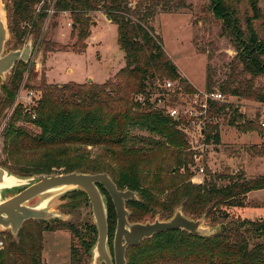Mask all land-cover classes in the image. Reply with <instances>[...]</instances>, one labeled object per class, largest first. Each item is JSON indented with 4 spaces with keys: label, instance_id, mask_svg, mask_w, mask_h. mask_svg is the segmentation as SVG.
I'll return each instance as SVG.
<instances>
[{
    "label": "trees",
    "instance_id": "obj_1",
    "mask_svg": "<svg viewBox=\"0 0 264 264\" xmlns=\"http://www.w3.org/2000/svg\"><path fill=\"white\" fill-rule=\"evenodd\" d=\"M43 1L38 12L37 7ZM236 1L240 2L237 7ZM7 3L13 48L17 50L24 45L30 32L28 28L37 41L53 0H8ZM132 3L131 0L56 1L55 15L69 13L73 34L83 43L75 52L87 48L97 19L93 14L109 16L111 23L117 26L125 67L103 84L56 85L47 84L44 78L35 118L20 108L6 124L9 155L41 152L31 168L39 173L108 174L119 190L138 194V200L126 204L130 223H146L157 215L167 220L177 209L198 220L213 217L220 208L243 207L250 192L264 189V175L249 179L245 174L209 173L203 183L196 182L190 170L191 141L185 132L188 118L183 116L177 121L170 118L166 109L156 106L160 98L151 103L148 86L157 77L178 81L181 91L177 87L174 95L186 97L198 92L181 76L165 52L159 33L150 25L158 9L174 13L186 7V0H137ZM242 3L241 0H211L212 17L222 24L221 37L232 42L237 50L230 74L219 90L225 96L264 104V91L256 85L258 78L264 77V39L259 37L255 25L262 19L261 9L259 0H246L247 9L241 13ZM242 23L246 25L245 30ZM44 44L47 53L54 51L49 48V42ZM26 70L27 64L18 62L11 71L0 97V121L15 101ZM240 77L245 80L239 81ZM215 87L208 76L205 92H215ZM139 97L145 98L144 102L139 101ZM208 114L229 117L230 124L243 133L261 132L258 119L246 121L232 104L212 103ZM21 122L31 125L35 131L20 125ZM204 140L208 145L221 144L217 124L205 129ZM94 148L104 151L97 160H92L89 150ZM259 155L263 156L264 151ZM99 187L111 200L106 190ZM75 192L86 195L82 191ZM111 202L108 209L110 240L115 234L110 220L116 216ZM245 225L251 227L252 234L264 235V223L253 222H241L234 228H223V234L203 238L184 231H169L143 241L140 246L129 249L127 255L137 252L141 263L147 264H264V244L250 249L249 240L241 233ZM58 230L75 233L66 224L50 226L35 220L27 221L16 237L10 232L0 233L4 235L1 241L5 244L0 250V264H43V233ZM93 232L97 234L96 228ZM147 244L153 246L158 255L153 256L149 248L150 256L145 257L147 251L142 248ZM83 255L71 248V264H83Z\"/></svg>",
    "mask_w": 264,
    "mask_h": 264
},
{
    "label": "rangeland",
    "instance_id": "obj_2",
    "mask_svg": "<svg viewBox=\"0 0 264 264\" xmlns=\"http://www.w3.org/2000/svg\"><path fill=\"white\" fill-rule=\"evenodd\" d=\"M7 1L1 0L9 28ZM131 1L135 3L137 0ZM245 1L241 0L243 2L242 6H239L241 13H244L247 9ZM238 3L240 2L236 1L234 5L237 7ZM258 6L261 9L262 19L260 20L262 21H256L255 25L259 37L264 39V0H259ZM249 13L251 16V12ZM94 15H97L95 21L100 23L93 27L92 34L87 40V48L82 52H75L80 50L83 43L78 42L77 36L73 34V28L70 26V14L60 13L55 15V10L50 18L47 16L40 38L35 41L31 28H28L30 30L28 38L25 40L24 45L17 49L22 50L27 43H32L33 53L30 62L27 64L22 83H24L27 93L32 92L36 95L33 103L20 102L12 111L14 101L11 108L6 112V117H3L0 121V164H3V168L17 177L52 175L31 170L32 165L40 158L41 152H29L11 157L8 151L10 138L5 136L6 124L16 109L21 108V110L30 111L29 113L32 115L36 113L35 110L42 99L40 87L43 79L45 78L47 84L56 85L70 83L81 85L103 84L108 79H113L112 77L125 67L124 55L118 45L117 27L105 21V18L98 13ZM212 16L211 0H186V7L174 13H165L158 9L156 17L150 23L159 33L165 52L178 67L181 76L186 78L195 89L202 92L206 90L208 76L216 85L214 90L220 92L219 86L227 80L230 74V65L237 57V50L233 43L227 38L221 37V22L214 20ZM242 26L245 30L246 25L242 23ZM11 41L12 36L9 34L5 54L16 51ZM44 42H49V48L54 49V51L47 53L48 48ZM10 75L11 72L6 75L4 81L0 80V97L3 96ZM244 80L245 77L239 79V81ZM169 82L173 83L167 77H157L154 82L149 83L148 91L151 93V103H156V100L160 98L162 100L156 104L157 107L166 110L177 109L182 116L188 105L182 95H174L173 88L171 90L166 88V84ZM177 83L178 81L174 82L175 85ZM256 85L257 88L264 91V77L258 78ZM23 95H25V92ZM226 97L229 103L237 108L241 115H244L246 121L258 119L259 125L261 122L264 123L263 103L243 101L232 96ZM229 119V117H215L211 123V125L217 124L219 127L221 144L219 146L211 145L204 153L205 175L199 177L202 183L209 173L230 176L245 174L249 179L264 175V155H259V152L264 151V128L260 125L261 132L243 133L231 125ZM20 125L34 130V127L29 124L21 122ZM188 130L194 131V129L189 128ZM189 133L191 134L192 131ZM192 136H196V134L192 133ZM89 150H91L92 160H97L104 153L103 149L100 148ZM190 170L193 173L192 168ZM248 195L244 200L243 207L217 209L213 217L203 219V227L210 229L212 236H215L223 234V228L231 229L241 222L264 223V189ZM104 198L108 210L111 200L105 194ZM34 203L40 202L37 200L32 204ZM48 209L60 214V220H52L46 222L47 224L50 226L66 224L75 233L72 234L69 230L43 233V264H71V248L80 251L82 255L84 254L83 264H93L92 249L96 244L98 233L95 235L93 232L95 228L97 231V227L87 195L75 192L63 197L58 196L56 200L49 204ZM224 215H228V217H224ZM157 219L166 220L162 215H157L149 219L148 222H154ZM110 222L115 232L116 216ZM243 227L241 233L249 240L250 249L257 244H264V235L252 234V232H249L251 229L249 225ZM113 238L114 235L109 241L111 251L113 249ZM3 239L4 235L0 234V241ZM148 245L142 248V251H147L144 256H150L149 248L153 256L158 255L155 254L157 251L153 250V246ZM89 249L90 251H88ZM134 259L137 260L135 263ZM139 259L140 255L137 252H129L127 255L129 264H147L141 263Z\"/></svg>",
    "mask_w": 264,
    "mask_h": 264
},
{
    "label": "water",
    "instance_id": "obj_3",
    "mask_svg": "<svg viewBox=\"0 0 264 264\" xmlns=\"http://www.w3.org/2000/svg\"><path fill=\"white\" fill-rule=\"evenodd\" d=\"M110 21V17L106 16ZM97 23L95 22V25ZM6 14L0 0V80L4 81L18 62L28 64L33 53L32 43L22 50L5 54L9 39ZM101 185L112 200L117 225L113 239V250L109 248L108 210ZM75 191L84 192L91 204L97 227V241L92 249L93 264H127V252L154 237L169 231H184L196 237H210L212 231L203 227L204 217L198 220L186 216L181 209L167 220L146 223H130V212L126 204L138 200V194L130 190H119L106 173L89 174L73 172L67 174L17 177L0 166V233L10 232L14 237L30 220L49 222L60 220V214L48 209L59 197ZM39 200L40 203L32 204Z\"/></svg>",
    "mask_w": 264,
    "mask_h": 264
},
{
    "label": "built area",
    "instance_id": "obj_4",
    "mask_svg": "<svg viewBox=\"0 0 264 264\" xmlns=\"http://www.w3.org/2000/svg\"><path fill=\"white\" fill-rule=\"evenodd\" d=\"M57 0H53L52 8L48 11V18L51 17L52 13L54 12V6ZM44 1L40 4V6L37 8V11H40L41 6L43 5ZM132 3L131 5H133ZM71 26V24H70ZM181 91V88L179 87V84L176 85L174 82H169L166 84V88L170 89L173 88V92L177 89ZM25 92V95L23 93ZM182 95V94H180ZM183 97V95H182ZM36 98V95L32 92H26V89L24 88V83L20 86V89L18 90V93L15 98L14 106L12 108V111L14 110L15 106L19 104L20 102H26L27 104H31L34 102ZM141 102H144L143 97H139L138 99ZM185 103L188 105L186 110L183 111V114L181 116V112L177 109H168L167 114L170 118L174 120H179L181 117H187L188 118V128L194 129L188 130V128L185 130L187 135L190 137V143H191V149H189L193 153L192 158V164L190 168L193 170V178L196 182L202 183L200 180V176L205 175V166L203 165V158L205 151L211 146L206 144L204 140V132L205 129L211 125L213 119L215 117H210L208 114V111L210 109V104L212 103H221V104H230L227 100V97L223 95L222 93L215 91L211 93H206L205 91H198L194 95L186 96L184 97ZM30 112V111H28ZM33 118H35V114L33 115ZM8 120V119H7ZM262 128H264V123H260ZM196 134V136H192L191 132ZM200 142V143H199ZM199 143V144H196ZM4 249V242L0 241V250Z\"/></svg>",
    "mask_w": 264,
    "mask_h": 264
},
{
    "label": "crops",
    "instance_id": "obj_5",
    "mask_svg": "<svg viewBox=\"0 0 264 264\" xmlns=\"http://www.w3.org/2000/svg\"><path fill=\"white\" fill-rule=\"evenodd\" d=\"M98 14H99L100 16H103V17L105 18V21L109 22L110 24H113V23H111V21H108V20L106 19V16H105L103 13H98ZM99 15H98V16H99ZM96 23H97L96 25H98L100 22H99V21H96ZM113 25H114V24H113ZM94 26H95V22H94ZM94 26H93V27H94ZM115 26H116V25H115ZM116 27H117V26H116ZM92 31H93V28H92ZM123 55H124V53H123ZM196 88H197V87H196ZM247 171H248V170H247ZM260 191H262V190H260ZM255 192H257V191H255ZM252 193H253V192H252ZM252 193H250L249 195H251ZM249 195H248V196H249Z\"/></svg>",
    "mask_w": 264,
    "mask_h": 264
},
{
    "label": "flooded vegetation",
    "instance_id": "obj_6",
    "mask_svg": "<svg viewBox=\"0 0 264 264\" xmlns=\"http://www.w3.org/2000/svg\"><path fill=\"white\" fill-rule=\"evenodd\" d=\"M113 250V249H112Z\"/></svg>",
    "mask_w": 264,
    "mask_h": 264
}]
</instances>
